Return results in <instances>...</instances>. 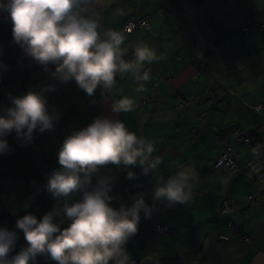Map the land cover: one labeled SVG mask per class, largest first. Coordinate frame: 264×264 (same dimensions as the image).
Masks as SVG:
<instances>
[{
    "label": "crops",
    "instance_id": "0c3cea01",
    "mask_svg": "<svg viewBox=\"0 0 264 264\" xmlns=\"http://www.w3.org/2000/svg\"><path fill=\"white\" fill-rule=\"evenodd\" d=\"M225 2L201 0L195 6L189 0H93L84 5L88 11L81 15L97 20L102 40L107 39L109 30L124 36L121 59L144 45L157 55L156 60L145 62L135 72L117 71L113 87L98 86L92 96L74 79L64 82L54 74L57 65L40 64L20 44L11 45L12 21L7 12L0 10V115L13 106L15 97L32 91L44 97L53 124L43 132L37 126L30 139L17 137L15 129L0 136L7 142L6 148L0 150V230L17 233L8 259L27 247L24 233L16 228L17 220L24 215H34L39 221L51 212L61 230L70 225L64 206L80 202L84 190L56 198L47 190L48 179L61 169L58 153L64 139L96 118H108L122 121L138 139L153 145L149 162L161 159L155 169L149 167L146 175L139 163L100 166L87 187L91 190L94 182L108 178V194L113 198L110 206L117 210L121 206L131 208L136 197L142 196L152 208L150 218L140 211L138 232L123 245L130 256L129 264L132 260L136 264H264V182L255 180L264 164V44H255L244 52L233 34L227 42L230 49L226 50V43L218 45L221 54L209 66L205 43L215 36L223 41L225 31L216 35L213 28L223 23L210 25L208 19L213 17L215 21L211 12ZM145 14L151 16L149 29L125 35L123 22ZM181 14L187 17L184 25L178 23ZM263 21L255 18L252 25L257 27ZM181 27L190 32L188 38L192 41L187 46H183L184 39L176 36ZM180 45L188 48L179 56L182 72L168 82L166 77L177 69L170 66ZM145 73L150 76L146 81L142 79ZM122 97L133 100L132 110L113 112V103ZM259 103L263 104L261 111L255 109ZM187 117L195 118L203 126L201 131L194 127L188 130ZM215 131L224 134L233 147L236 167L213 166L222 153L213 136ZM246 135L254 142L257 155L253 148L237 141ZM129 172L134 178H128ZM180 172L190 177L189 201L169 206L166 200L154 199L156 187ZM249 195L256 202L250 201ZM224 199L231 209L221 214ZM47 200L51 202L44 204ZM157 224L166 225L172 232L156 234ZM231 224L236 233L228 240L221 239L230 235ZM29 264L58 262L42 253Z\"/></svg>",
    "mask_w": 264,
    "mask_h": 264
},
{
    "label": "clouds",
    "instance_id": "9594fccd",
    "mask_svg": "<svg viewBox=\"0 0 264 264\" xmlns=\"http://www.w3.org/2000/svg\"><path fill=\"white\" fill-rule=\"evenodd\" d=\"M92 2L0 0V10L7 12L12 21L14 42L40 64L57 65L54 74H59L64 82L74 79L89 96L98 86L111 89L117 71L135 72L145 62L157 59L155 50L144 45L135 50V64L125 63L120 49L124 36L109 30L107 39L102 40L97 20L81 15L88 11L84 5ZM142 79L146 81L150 76L145 73ZM12 104L4 115H0V136L15 129L17 137L23 135L30 139L37 126L41 132L53 127L41 94L29 91L15 97ZM132 108L133 100L129 97H122L112 105V111L116 113L129 112ZM6 145L5 140H0V150ZM153 151L151 143L138 139L120 120L96 118L86 128L68 136L58 153L61 169L54 171L48 179L47 190L56 198L84 190L80 202L64 206L70 225L61 230L53 222L51 212L39 221L34 215H24L17 220L16 228L24 233L27 247L8 259L16 244L17 233L0 230V264H29L42 253H47L58 264H109L110 261L129 264L130 256L123 245L138 232L140 211L150 218L152 208L142 196L136 197L131 208L121 206L117 210L110 206L113 198L108 194L111 190L108 178L100 179L93 190H87V187L92 183V173L109 163L125 166L148 163L149 166L144 168L147 174L149 167L155 169L161 163L159 157L149 162ZM263 168L264 164L259 176ZM128 178H134V174L129 172ZM189 179L185 172L169 178L156 187L154 199L166 200L169 206L187 203L191 196Z\"/></svg>",
    "mask_w": 264,
    "mask_h": 264
},
{
    "label": "trees",
    "instance_id": "16d2710c",
    "mask_svg": "<svg viewBox=\"0 0 264 264\" xmlns=\"http://www.w3.org/2000/svg\"><path fill=\"white\" fill-rule=\"evenodd\" d=\"M234 1L235 0H232V2L230 4H228L227 6H220L214 12L213 11L211 12L212 15H214L216 17L215 21L213 20L214 19L213 17L208 19V23H210V25H213L214 23L219 22V21L221 23H223L222 26L220 24H218L217 26H215L213 28L214 30H216V32H215L216 35H218L222 29H223V31H225V33H223V35H224L223 41L219 40V38L216 36L213 37L214 41L212 39H211V42H209V43L206 41L204 49H205V51L208 52V54H210V56H209L210 59L212 58L211 44L214 43L215 44L214 49H216V48H218V45H220L221 43H226V45L225 44L224 45L226 47V50H228V49H230V46H229V44H227V42L231 39V36L233 34L235 35V37L238 41L237 46L240 47L242 49V51H244V52H247L248 49L255 44H259V43L262 45L264 44V21L260 22V24L257 27L252 25V21L255 18H260L261 20L262 19L264 20V0H241V5L237 6V7L234 5ZM258 5H260L261 7L259 8ZM259 9H261V10H259ZM260 11H261V13H260ZM145 16H148L149 18H151L150 14H145L141 17L136 16V15L131 16L130 18L125 20L123 22V25H122V30L125 33V35H127V34L131 35L133 33L135 35H137L134 31H136L135 29L137 28V26H139V21L142 18H144ZM216 20H218V21H216ZM130 22H134V23L136 22L137 26H136V28H133L131 30H127L126 26ZM214 30H212V31H214ZM226 32H229L230 35L227 36ZM230 45H231V47H235L234 43H232V42ZM127 54L128 55L125 58H124V56L122 57V58H124L123 59L124 62L130 63V64H135L136 59L132 55H130L129 53H127ZM215 54H216V52L214 51L213 58H214ZM214 60H216V58ZM230 62L231 61L229 60L228 63H230ZM262 107H263V104H260V103L255 105V109L257 111H261ZM213 129L218 130L216 128H213ZM218 131H215L213 133V135L217 134ZM246 136H239L237 138V141L239 140L238 142H243L246 145H248L249 147L253 148L255 154L257 155L258 150L255 148L254 142L252 140L246 141L245 140ZM219 144L222 147V153L219 155V157L224 153L225 148H227V147L232 148L231 157L233 158V161H234L233 166L236 167L237 163H236L235 158L233 156V153H234L233 147L228 143V141H227V144L222 143V142H220ZM228 152H229V150L225 151V153H228ZM256 160L260 161V158L257 156ZM214 167H215V165H214ZM222 167H227V166H222ZM243 171L245 173L247 170L243 169ZM144 175H146V174L144 173ZM255 180L259 184H261L262 182H264V174L255 178ZM93 185H94V183L91 186V190H92ZM248 198L250 201L256 202V198L254 196L249 195ZM49 199L51 200V198H49ZM224 201H226V199H224L222 201V205L220 208L221 214L226 213V212H224V210H225V205H223ZM47 202H48V200L46 202L44 201V204ZM227 204H228V202H227ZM229 209H231L230 206H229ZM0 213H1V211H0ZM157 225H163V224H157ZM156 226H155V233L158 235H165L168 233L170 234V232H172L171 230L168 229V227L166 225H164V226H166V232L164 234H159L156 232ZM235 233H236V230H235L233 224H231L230 225V235L220 236V238L223 240H228L229 237H231V235H233ZM243 239L246 242H250V238L248 236H244Z\"/></svg>",
    "mask_w": 264,
    "mask_h": 264
},
{
    "label": "rangeland",
    "instance_id": "374dc122",
    "mask_svg": "<svg viewBox=\"0 0 264 264\" xmlns=\"http://www.w3.org/2000/svg\"><path fill=\"white\" fill-rule=\"evenodd\" d=\"M189 1H191L195 6H197V3L199 2V1H201V0H189ZM232 2V0H226V2L224 3V5H222V6H227L228 4H230ZM234 5L237 7V6H240L241 5V0H235L234 1ZM165 9H166V7H165ZM186 18L187 17H185L184 15H182L181 14V17H180V20H179V24H183L184 25V21L186 20ZM150 21H151V18H149V20H148V25H145V24H143V23H139V26H137V28L135 29L136 31H134L135 33H138V32H140V31H143V30H148L149 29V27H150ZM178 28H179V26H178ZM138 29V30H137ZM176 36L177 37H179L180 39H184L185 40V42H184V45L183 46H187L188 45V42H190V41H192L191 39H189L188 37H190V32L186 29V28H183V27H181L180 29H179V31H178V33H176ZM10 42V41H9ZM213 42V41H212ZM11 44V43H10ZM182 45H180V46H178L177 48H176V50H177V52H178V54H177V56L176 57H174V58H171V61H174L173 63H172V65L170 66V68H177V69H174L167 77H166V80L168 81V82H170L171 80H173L176 76H178L181 72H182V68L180 69L179 67H178V61H180V58H179V56L183 53V51H185L186 49H188L187 47H183ZM215 48V44L214 43H212L211 44V53H212V58L211 59H209V62H208V64H209V66L211 67L213 64H214V62H215V58L217 59V57L221 54V51L218 53V49L219 48H216V49H214ZM200 51H202V49H200ZM214 51L216 52V54H215V56H214V58H213V53H214ZM16 52V54H18L17 53V51H15ZM130 55H132L135 59H136V56H135V52H133V53H131ZM168 57V56H167ZM215 78H217L218 76L216 75V76H214ZM204 78H205V76H204ZM221 84V81L219 80V85ZM218 85V84H217ZM199 88H202V87H199ZM210 97L211 98H214V96H211L210 95ZM211 101V100H210ZM209 101V102H210ZM211 103V102H210ZM185 124H186V126H187V128H188V130L191 128V127H194V128H198V131H201V128H203V126L202 125H200V124H197V122H196V120H195V118H190V117H187V119L185 120ZM33 133H34V130H33ZM32 133V134H33ZM32 143V142H31ZM33 144V143H32ZM31 148H33V146H31ZM29 149V148H28ZM216 161V160H215ZM215 161H214V163H215ZM213 166H214V164H213ZM146 166L145 165H143V167H142V171H143V174H144V168H145ZM260 172V169H258L257 170V172L256 173H259ZM96 182H94V184H95ZM131 262H134V264H136L137 263V261L136 260H132Z\"/></svg>",
    "mask_w": 264,
    "mask_h": 264
},
{
    "label": "built area",
    "instance_id": "2783aa9c",
    "mask_svg": "<svg viewBox=\"0 0 264 264\" xmlns=\"http://www.w3.org/2000/svg\"><path fill=\"white\" fill-rule=\"evenodd\" d=\"M148 20H149V17L148 16H145L144 18H142L139 23H143L145 25H148ZM137 24L136 22H130L127 24L126 26V29L127 30H131L133 28H136ZM224 134L222 133H217L214 135V138L217 139L219 142H222V143H226L227 144V141L225 142V138L223 136ZM246 141H251L248 137H246L245 139ZM226 150H229L228 153H225ZM225 151L224 153L217 158V160L215 161V167L216 168H220L222 166H227V167H232L234 165V161H233V158L231 157V152H232V148L231 147H227L225 148ZM264 174V168H263V171L261 173V175ZM97 186V183H95L92 187V190ZM223 205H225V210L224 212L228 213L230 211L229 209V205L227 204L226 201H224ZM156 232L159 233V234H164L166 232V226L164 225H157L156 226Z\"/></svg>",
    "mask_w": 264,
    "mask_h": 264
},
{
    "label": "water",
    "instance_id": "95a60500",
    "mask_svg": "<svg viewBox=\"0 0 264 264\" xmlns=\"http://www.w3.org/2000/svg\"><path fill=\"white\" fill-rule=\"evenodd\" d=\"M10 43H11V45H15L14 39H11L10 40ZM192 131H193L194 134H196V131L195 130H192ZM248 137H250V136H248ZM96 183L98 184V182H96Z\"/></svg>",
    "mask_w": 264,
    "mask_h": 264
},
{
    "label": "bare ground",
    "instance_id": "6f19581e",
    "mask_svg": "<svg viewBox=\"0 0 264 264\" xmlns=\"http://www.w3.org/2000/svg\"><path fill=\"white\" fill-rule=\"evenodd\" d=\"M218 133H221V132H218ZM224 136V138H225V142L227 141V139H226V136L225 135H223ZM216 141H218L217 139H215ZM219 142V141H218ZM220 143V142H219ZM50 202V200H48V202L47 203H49ZM46 204V203H45Z\"/></svg>",
    "mask_w": 264,
    "mask_h": 264
}]
</instances>
